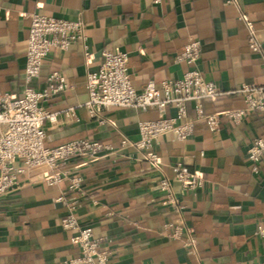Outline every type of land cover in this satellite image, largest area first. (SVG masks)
<instances>
[{"label":"crops","instance_id":"obj_1","mask_svg":"<svg viewBox=\"0 0 264 264\" xmlns=\"http://www.w3.org/2000/svg\"><path fill=\"white\" fill-rule=\"evenodd\" d=\"M32 13L63 20L81 17L86 23L90 56L79 44L66 52L53 50L32 85L44 87L51 73L59 72L68 87L46 108L79 106L78 120L61 116L46 124L47 146L91 138L114 147L95 159L66 165L82 177L83 193L74 195L82 225L110 238L104 243L110 244L114 263L264 264V237L256 235L264 220V160L255 174L247 159L252 142L264 139V112L249 113L239 125L223 121L215 132L199 123L185 141L164 135L153 148L159 156L154 167L146 151L120 150L121 141H137L140 121L176 115L174 106L163 114L107 109L103 126L81 107L88 99L87 75L99 70L106 49L129 54L132 82L141 91L150 82L160 84L187 71L175 59L190 38L201 43L198 63L205 80L224 91L263 85L264 51L250 50L241 15L263 31L264 0H241L239 8L224 0H0V87L14 95L24 88ZM243 105L242 97L228 96L216 104L220 110ZM205 108L216 110L211 103ZM188 113L196 116L192 104ZM178 160L204 176L202 190H183L172 171ZM51 174L44 168L21 174L19 188L0 200V264H63L80 255L71 232L62 227L67 208L58 198L68 191V182L50 186L45 178ZM165 177L185 207L181 213L162 203L159 181ZM180 220L196 235L192 250L171 237L168 225Z\"/></svg>","mask_w":264,"mask_h":264},{"label":"built area","instance_id":"obj_2","mask_svg":"<svg viewBox=\"0 0 264 264\" xmlns=\"http://www.w3.org/2000/svg\"><path fill=\"white\" fill-rule=\"evenodd\" d=\"M154 1L160 4L164 0ZM224 2L239 8L241 0ZM28 17L31 24L26 46L23 91L14 95L4 92L0 87V200L19 188L21 174L38 168L52 172L45 178L50 186L67 180L68 191L58 198L66 203L67 208L62 227L71 232V242L78 247L80 255L63 264H115L110 244L104 243L110 238H100L94 234L91 226L82 225L78 213L80 202L74 196L83 193L82 177L72 175L66 169V165L74 159H95L104 152L114 151V147L91 138L73 140L52 148L47 146L46 124L57 122L61 116L78 120L76 109L79 106L58 111L46 108L52 98L68 87L64 76L59 72L51 73L44 87L32 85L40 77L42 65L53 50L66 52L72 45L79 44L85 49L86 56H90L86 23L81 17L63 20L40 13H32ZM241 19L248 30L247 44L250 50L253 53H263L264 30L254 27L245 14L241 15ZM201 50L200 41L190 38L175 59L178 63L186 64L187 71L179 78L164 80L160 84L150 82L139 91L132 82L129 54L106 49L103 51L99 70L87 75L88 99L81 107L87 108L89 116L97 119L103 126L106 124L103 113L107 109H155L163 114L167 108L174 106L176 115L140 121V137L137 141L132 142L127 138L121 141L120 150L132 147L146 151V158L154 167L159 163V156L153 148L162 136L173 134L177 139L185 141L194 134L199 123L215 132L222 127L223 121L239 125L249 113L264 112V84H241L232 91L220 89L214 82L205 80L199 69ZM227 96L242 97L244 105L218 111H208L205 108L206 101H218ZM191 104L195 117L188 113ZM247 159L252 163L253 172L258 174L264 160L263 138L252 142ZM19 162L20 165L17 166ZM172 165L174 178L185 192H197L205 187V178L201 173L191 170L180 160ZM159 183L163 205L181 213L185 207L175 195L171 180L165 177ZM168 227L174 241H182L183 246L189 250L196 247V235L192 227H187L183 220L169 224ZM256 235L264 237V220L257 225Z\"/></svg>","mask_w":264,"mask_h":264},{"label":"trees","instance_id":"obj_3","mask_svg":"<svg viewBox=\"0 0 264 264\" xmlns=\"http://www.w3.org/2000/svg\"><path fill=\"white\" fill-rule=\"evenodd\" d=\"M220 100H218V101H206V104L207 103H211L213 106H214V108H216V110L215 111H218V110H220V109H218L219 107L218 106H216V104H218V102H219Z\"/></svg>","mask_w":264,"mask_h":264}]
</instances>
